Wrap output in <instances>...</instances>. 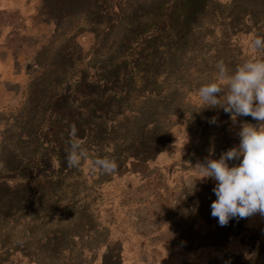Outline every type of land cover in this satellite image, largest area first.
Wrapping results in <instances>:
<instances>
[{
	"label": "rangeland",
	"instance_id": "1",
	"mask_svg": "<svg viewBox=\"0 0 264 264\" xmlns=\"http://www.w3.org/2000/svg\"><path fill=\"white\" fill-rule=\"evenodd\" d=\"M189 1L0 0V264H264V216L221 226L194 169L257 123L197 90L253 56L264 0Z\"/></svg>",
	"mask_w": 264,
	"mask_h": 264
},
{
	"label": "clouds",
	"instance_id": "2",
	"mask_svg": "<svg viewBox=\"0 0 264 264\" xmlns=\"http://www.w3.org/2000/svg\"><path fill=\"white\" fill-rule=\"evenodd\" d=\"M253 56L230 72L223 60L216 62L217 75L211 83L198 88L200 100L208 108H222L233 122L240 116H251L257 123H241L239 145L222 153L219 159L206 158L197 163L201 179H212L216 196L211 215L221 226L230 219L247 218L256 213L264 216V37L253 36L249 44ZM227 85V92L221 85ZM216 117L212 118L215 123ZM75 124L70 125L65 147L68 167H79L89 160L88 150L77 137ZM242 158V159H241ZM229 161H239L229 166ZM93 171L114 174L118 165L113 158L91 160Z\"/></svg>",
	"mask_w": 264,
	"mask_h": 264
},
{
	"label": "trees",
	"instance_id": "3",
	"mask_svg": "<svg viewBox=\"0 0 264 264\" xmlns=\"http://www.w3.org/2000/svg\"><path fill=\"white\" fill-rule=\"evenodd\" d=\"M184 2H187L188 6H191V3H190L189 0H184ZM171 17H172L171 12L169 13L167 10H165L164 13H163V15H162V22L159 23V25L162 24L163 27L166 28V27L168 26V22H170V20H171ZM121 89L126 91V88L123 87V86L121 87ZM87 97H88V96H87ZM87 97H85V99H86ZM90 98H91V97H90ZM105 98H106V97H103V96H102V98H99V99H96V98H91V99H92L93 101H95V102H101V101H103ZM59 121H60V119H59ZM53 123H54V122L51 121V125H49V128H51V129L53 130V134H54V133H58V132H60V130H59L58 128H56V127H54V126L52 125ZM63 132H64L65 136H68V133H66L64 130H63ZM50 136H51V135L49 134L47 138H50ZM52 136H53V135H52ZM52 138H53V137H52ZM52 138H51V139H47L48 142H49V144L52 142ZM50 145H51V144H50ZM51 149H52V151H53L54 154H57V147H56L55 145L52 146Z\"/></svg>",
	"mask_w": 264,
	"mask_h": 264
}]
</instances>
